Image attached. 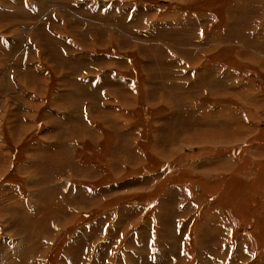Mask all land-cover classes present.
<instances>
[{"label": "rangeland", "instance_id": "rangeland-1", "mask_svg": "<svg viewBox=\"0 0 264 264\" xmlns=\"http://www.w3.org/2000/svg\"><path fill=\"white\" fill-rule=\"evenodd\" d=\"M0 264H264V0H0Z\"/></svg>", "mask_w": 264, "mask_h": 264}, {"label": "crops", "instance_id": "crops-1", "mask_svg": "<svg viewBox=\"0 0 264 264\" xmlns=\"http://www.w3.org/2000/svg\"><path fill=\"white\" fill-rule=\"evenodd\" d=\"M16 23V21H11L10 22V30H11V34L13 35V36H11V42L13 43V42H15V43H18V42H20V36L19 35H21V31H20V29H18V27L20 28V26H18L19 24L17 23V24H15ZM7 36V35H6ZM7 39H8V37H6Z\"/></svg>", "mask_w": 264, "mask_h": 264}]
</instances>
